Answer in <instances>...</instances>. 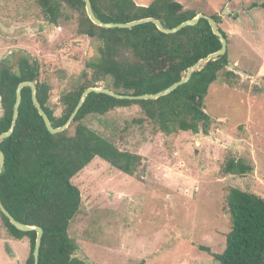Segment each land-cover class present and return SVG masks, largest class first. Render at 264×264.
I'll list each match as a JSON object with an SVG mask.
<instances>
[{"label": "rangeland", "instance_id": "rangeland-1", "mask_svg": "<svg viewBox=\"0 0 264 264\" xmlns=\"http://www.w3.org/2000/svg\"><path fill=\"white\" fill-rule=\"evenodd\" d=\"M176 1L219 16L228 69L239 79L228 85L220 76L209 87L206 135H164L138 106L84 120L118 150L141 157L135 176L96 157L72 178L82 203L68 233L78 245L74 256L85 264H218L211 254L224 250L230 230L228 190L264 199V0ZM67 15L54 26L34 0H0V68L15 67L13 55L27 52L38 64V80L50 86L55 115L62 109L60 97L78 82L99 46L76 33V14ZM228 158L243 159L252 171L224 175ZM27 255L28 243L11 239L0 219V264H24Z\"/></svg>", "mask_w": 264, "mask_h": 264}, {"label": "trees", "instance_id": "trees-1", "mask_svg": "<svg viewBox=\"0 0 264 264\" xmlns=\"http://www.w3.org/2000/svg\"><path fill=\"white\" fill-rule=\"evenodd\" d=\"M44 20L54 26L68 19V10L77 16L76 33L99 43L97 55L88 58L78 82L59 101V115L49 105L50 86L40 82L38 64L21 58L15 67L0 68V134L11 124L15 92L19 83L30 81L36 97L54 128L66 123L83 91L106 88L119 95L156 94L184 77L187 69L221 48L205 19L175 34L160 32L152 23L130 29H104L94 25L85 13L82 0H34ZM94 15L104 23H128L154 18L167 29L201 13L184 9L176 0H152L139 4L134 0H90ZM264 7V2L261 3ZM217 29L218 15H209ZM12 63V61L10 62ZM223 56L208 61L190 79L166 96L156 100H121L90 93L69 127L50 134L37 113L30 88L21 90L18 118L12 135L0 142L4 164L0 171V201L18 222L43 230L38 264H85L74 256L78 245L69 237V226L81 207V193L72 178L96 157L111 167L135 176L141 157L118 150L111 142L84 122L89 116H104L117 108L138 106L145 118L164 135L199 132L206 135L210 118L204 112V100L211 84L221 76L232 85L239 75L228 69ZM252 166L243 159L228 158L221 167L224 175L244 176ZM230 230L224 250L211 254L218 264H264V199L230 188L226 196ZM2 224L11 239L25 240L28 255L24 264H33L35 231L16 230L0 212ZM201 250L210 252L208 248Z\"/></svg>", "mask_w": 264, "mask_h": 264}, {"label": "water", "instance_id": "water-1", "mask_svg": "<svg viewBox=\"0 0 264 264\" xmlns=\"http://www.w3.org/2000/svg\"><path fill=\"white\" fill-rule=\"evenodd\" d=\"M84 2V7H85V13L88 17V19L96 26L104 28V29H113V28H122V29H130L132 27L141 25V24H145V23H152L156 26V28L165 34H175L178 31H180L181 29L188 27V26H194L197 24L199 19H205L209 26L210 29L212 31V34L215 35L221 43V48L219 51L214 52L209 54L208 56H206L205 58L199 60L198 62H196L195 64H193L192 66H190L184 77L181 78L179 81L173 83L172 85H170L169 87H167L166 89L160 91L159 93L156 94H145V95H139V96H131V95H119L116 94L114 92H112L109 89L106 88H97V87H90L87 88L83 91V93L81 94L79 101L74 109V111L71 113L70 117L68 118V120L66 121V123L64 125H62L61 127L58 128H54L47 115L45 114V112L43 111V109L41 108L39 102L37 101V97H36V88L33 82L30 81H26V82H21L18 84L17 88H16V92H15V102H14V106H13V111H12V120H11V124L9 129L0 134V142L8 137H10L14 131L15 125H16V121L18 118V109H19V105L21 102V90L25 87L30 88L31 91V100L32 103L37 111V113L39 114V116L42 118L43 123L47 129V131L50 134H58L63 132L64 130H66L69 125L71 124V122L73 121V119L75 118V116L77 115L79 109L81 108V106L84 103V100L86 99V97L88 96V94L90 93H95V94H104L107 95L109 97H112L114 99H121V100H156L160 97L166 96L169 93H171L172 91H174L177 87L183 85L184 83H186L191 75L198 70L199 68H201L203 65H205L208 61L216 59L220 56H223L227 50V42L226 39L223 37V35L220 33V31L217 29V26L214 22V20L207 15L204 14H197L195 17H193L192 19H189L187 21H184L183 23L179 24L178 26L171 28V29H167L165 27H163V25L160 23L159 20L154 19V18H143L140 20H135V21H131L128 23H104L102 21H100L93 13L92 11V6H91V2L90 0H82ZM28 56V53L25 51H18L16 52L13 57H12V65L16 66L19 62V60L21 58H26ZM4 164V155L0 150V171L2 170ZM0 212L7 218V220L9 221V223L18 231L21 232H30V231H35L36 233V237H35V243H34V249H33V264H38V255H39V249H40V245H41V239H42V235H43V230L40 227L37 226H30V225H26L23 223H20L18 221H16L10 214L9 212L4 208V206L2 205L1 201H0Z\"/></svg>", "mask_w": 264, "mask_h": 264}, {"label": "crops", "instance_id": "crops-1", "mask_svg": "<svg viewBox=\"0 0 264 264\" xmlns=\"http://www.w3.org/2000/svg\"><path fill=\"white\" fill-rule=\"evenodd\" d=\"M20 241H24V242H26L25 240H20Z\"/></svg>", "mask_w": 264, "mask_h": 264}]
</instances>
